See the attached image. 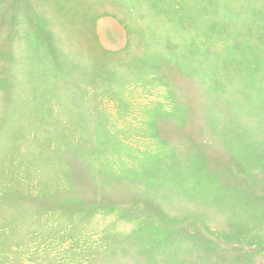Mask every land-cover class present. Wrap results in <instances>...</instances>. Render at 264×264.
Here are the masks:
<instances>
[{
  "label": "rangeland",
  "instance_id": "374dc122",
  "mask_svg": "<svg viewBox=\"0 0 264 264\" xmlns=\"http://www.w3.org/2000/svg\"><path fill=\"white\" fill-rule=\"evenodd\" d=\"M0 264H264V0H0Z\"/></svg>",
  "mask_w": 264,
  "mask_h": 264
}]
</instances>
